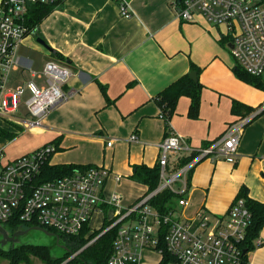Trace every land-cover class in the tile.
Here are the masks:
<instances>
[{
    "label": "crops",
    "instance_id": "obj_1",
    "mask_svg": "<svg viewBox=\"0 0 264 264\" xmlns=\"http://www.w3.org/2000/svg\"><path fill=\"white\" fill-rule=\"evenodd\" d=\"M175 3L129 0L131 15L123 16L114 0H64L16 49L19 64L7 74L8 88L29 81L44 85L33 72L49 58L60 56L74 72L63 86L68 98L40 126L29 128L15 119L0 118L7 123L0 124L7 133L0 134L5 155L0 164L54 144L51 165H100L120 175L119 181L109 177L99 190L103 202L91 216L89 233L113 218L114 210L106 203L113 194L120 197L121 211L149 194L130 176L134 166L152 167L158 162L165 136L176 132L189 148L169 153L172 171L182 159L217 142L240 118L231 112L232 101L253 109L242 129L235 163L217 152L197 161L185 193L174 199L172 213L197 231V212L202 210L212 220L223 217L241 186L247 187L249 198L264 202V90L235 75L237 64L230 52L233 31L227 25L212 24L201 14L182 21ZM191 64L198 69L202 86L198 115L189 117L190 99L181 96L166 129L156 97L188 73ZM259 78L264 82V72ZM29 95L25 89L18 116H27L24 101ZM131 135L136 139L130 140ZM109 140H114L111 146ZM175 186L179 188L178 183ZM183 198L188 204L178 205ZM256 240L261 244L254 242L246 264H264V225ZM152 254L156 258L150 262L146 256ZM160 259L159 253L144 250L139 264H158Z\"/></svg>",
    "mask_w": 264,
    "mask_h": 264
},
{
    "label": "built area",
    "instance_id": "obj_2",
    "mask_svg": "<svg viewBox=\"0 0 264 264\" xmlns=\"http://www.w3.org/2000/svg\"><path fill=\"white\" fill-rule=\"evenodd\" d=\"M64 0H2L0 3V118L15 119L25 127L40 126L44 118L68 98L63 86L73 70L61 60L49 58L42 69L33 72L44 79V85L32 81L15 88L6 87L7 74L19 62L16 49L30 31L26 25L28 6L33 4L59 5ZM119 13L130 16L129 0H114ZM177 16L182 21H192L201 14L208 22L225 24L231 35V56L236 64L250 75L264 72V1L260 0H180ZM176 7V3H175ZM30 93L25 99L27 116H18L17 106L24 90ZM250 117L239 118L227 126L221 138L214 144L193 152L195 156L175 169H169L168 155L180 150L188 151L183 136L171 132L159 144V183L135 205L121 211L120 197L113 194L106 202L112 206L114 216L109 229L118 225L107 264H139L144 250L157 249L160 230L165 247L172 256L169 264H241V247L251 214L242 198H237L223 217L210 219L202 210L196 214L197 231L190 223L178 219L169 212L160 215L148 200L157 193L169 189L183 195L187 188L189 172L203 157H212L217 152L227 162L235 163L240 135ZM136 139L135 135L130 140ZM114 140H109L111 146ZM54 144L43 145L21 155L4 165L0 164V224L14 216L31 227L53 230L65 236H78L89 222L93 212L103 201L99 190L112 177L100 165L74 170L68 175L35 184L42 165L55 152ZM0 149V162L4 160ZM178 183L179 188L174 190ZM187 199H179L185 206ZM51 232V231H49ZM53 233V232H52ZM261 241L256 240L255 245ZM75 255V254H74ZM8 264V263H7Z\"/></svg>",
    "mask_w": 264,
    "mask_h": 264
},
{
    "label": "trees",
    "instance_id": "obj_3",
    "mask_svg": "<svg viewBox=\"0 0 264 264\" xmlns=\"http://www.w3.org/2000/svg\"><path fill=\"white\" fill-rule=\"evenodd\" d=\"M262 1V0H260ZM181 3L176 0V9ZM55 5L51 4H33L28 6V12L26 15V25L29 30L36 27L43 18H45L53 9ZM61 61H66L60 56L57 57ZM195 71L198 74V69L191 64L190 70L185 75L181 76L164 90H162L156 97L157 104L161 108L162 118L165 122V128L168 129L169 118L173 115L177 100L181 96H186L190 99L188 115L191 118H196L199 110L200 103V92L202 89L201 84L196 80L190 78V72ZM235 75L242 81L248 83L249 85L264 90V82L259 78L260 76L250 75L241 69L238 65L234 69ZM253 109L250 106L244 105L237 101H232L231 112L234 115H239L240 118H244L250 115ZM0 134H7L5 131H0ZM195 156L191 154L189 157L184 158L180 161L179 167L185 164ZM49 159L42 165L41 171L37 178L35 179V184L47 180L56 179L65 175L70 174L74 170L79 168H85L87 166H77L73 164L67 165H51L49 164ZM192 170L189 172L187 185L189 183L190 175ZM131 179L135 182L141 183L147 187V193L152 192L159 183V164L158 162L152 166L146 165H136L133 167V172L131 174ZM248 189L246 186H241L236 195L237 198H242L244 200L245 207L251 214L249 225L246 228V233L243 241L240 244L242 255L241 264L247 263V253L254 248V242L259 236V232L264 225V202H259L253 200L247 196ZM179 196L177 193L172 192L169 189H165L156 195L152 196L148 203L160 214L165 215L172 212L174 208V199ZM103 206V205H102ZM106 220V219H105ZM104 220V221H105ZM111 220L106 221L105 225H102L98 230H93L89 233V227H85L78 236H65L58 234L53 230L48 229L53 232L59 238V243L64 240V244L67 250L64 252L63 258H68L75 254L64 264H107L109 255L112 252V244L118 229V225H115L106 230V228L111 224ZM4 226L11 230L18 228H29L31 227L27 223H24L14 216L10 220L4 223ZM105 229V231H103ZM98 234V237L92 241L89 245L85 246L86 239H90L93 234ZM165 229L164 227L160 230V242L157 247L161 251V259L158 264H169L172 260V256L167 251L164 243ZM88 236V237H87ZM84 247V248H83ZM245 251V252H244ZM0 256L5 257L8 260V264H30L31 258H36L40 260L43 264H56L58 258H54L51 254L50 249L47 245L43 244H20L15 247H8L6 250L0 249ZM61 259V260H62ZM132 264V263H131Z\"/></svg>",
    "mask_w": 264,
    "mask_h": 264
},
{
    "label": "rangeland",
    "instance_id": "obj_4",
    "mask_svg": "<svg viewBox=\"0 0 264 264\" xmlns=\"http://www.w3.org/2000/svg\"><path fill=\"white\" fill-rule=\"evenodd\" d=\"M0 124H2V125L4 124V126H7V123H5V122H0ZM0 131H1V129H0ZM177 189H178V187L174 185V190L177 191ZM105 222H106V220L103 223H105ZM102 225H105V224H102ZM103 231H105V229H103ZM96 237H98V234L94 233L90 237V239H86L85 245L88 244V242L96 239ZM0 241H2V237H0ZM58 241H59V239L57 240L56 237L45 234L39 230H30L21 236V240L16 244V246H18L20 244H25V243L47 245L48 248L50 249L51 254L54 256V258H58V260H60L56 264H64L66 261H68L72 257V255L70 254V256L68 258L62 259V256L64 255V252L67 250V248L63 242L64 240H62L60 243ZM8 247L9 246H7L5 244H3V245L0 244V249L6 250ZM155 258H156L155 254L146 256V259H148L150 262H152V260ZM7 263H8V260L5 257L0 256V264H7ZM20 264H24V263H20ZM30 264H43V263L40 260H37L36 258H31Z\"/></svg>",
    "mask_w": 264,
    "mask_h": 264
},
{
    "label": "water",
    "instance_id": "obj_5",
    "mask_svg": "<svg viewBox=\"0 0 264 264\" xmlns=\"http://www.w3.org/2000/svg\"><path fill=\"white\" fill-rule=\"evenodd\" d=\"M177 2L179 3L180 0H177ZM40 43L43 44V42H41V41H40ZM230 48H231V45H230ZM189 75H190V78H191L192 80H196V76H197V75H196V72H195V71H191ZM30 230H39V231H41V232H43V233H45V234H48V235H51V236L56 237L57 240L59 239L58 236L55 235L54 233L49 232V231H47V230H45V229H43V228H41V227H37V226L29 227V228H26V229H24V230H22V231L15 232L11 238H8V236H7V231H6V230L3 228V226L0 224V236L2 237V241H0V244L3 245V244H5L7 241H12V247H13V245H14L15 243L18 242V240L15 239L14 237L17 238V237L20 236V235H24L25 233H27V232L30 231ZM92 241H94V240H92ZM92 241L88 242V244H86L84 247H86L87 245H89ZM14 246H15V245H14ZM84 247H83V248H84ZM244 252H245V251H244ZM73 256H74V254L72 255V257H73Z\"/></svg>",
    "mask_w": 264,
    "mask_h": 264
},
{
    "label": "flooded vegetation",
    "instance_id": "obj_6",
    "mask_svg": "<svg viewBox=\"0 0 264 264\" xmlns=\"http://www.w3.org/2000/svg\"><path fill=\"white\" fill-rule=\"evenodd\" d=\"M2 226H3V225H2ZM3 228L7 231V236H8V238H11L15 232H19V231H22V230L26 229V228H18V229H15V230H11V229L7 228L6 226H3ZM21 236H22V235L18 236L17 238H16V237H14V238L17 239L18 242H19V241L21 240ZM0 237H1V236H0ZM18 242H17V243H18ZM17 243H15L14 245L16 246ZM5 245H7V246H9V247H12V241H7V242L5 243ZM14 245H13V247H15Z\"/></svg>",
    "mask_w": 264,
    "mask_h": 264
}]
</instances>
